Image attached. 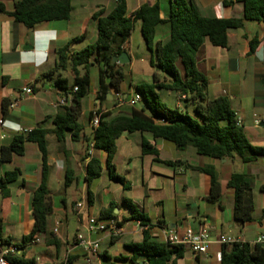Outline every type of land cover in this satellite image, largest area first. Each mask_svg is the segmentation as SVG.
<instances>
[{"label":"crops","instance_id":"obj_1","mask_svg":"<svg viewBox=\"0 0 264 264\" xmlns=\"http://www.w3.org/2000/svg\"><path fill=\"white\" fill-rule=\"evenodd\" d=\"M2 1L8 13L14 12L15 0ZM188 1L205 17H243V12L237 10L240 6L243 8L241 0ZM127 2L128 17L143 5L159 3L161 18L167 20L175 0ZM115 5L116 0H74L73 14L69 21L45 22L33 29H27L9 14L0 11V158L2 149L11 147L16 139L21 142L15 150L22 148L20 153L13 154L11 161L0 163V180H11L5 188L0 189L3 236L10 242V245L0 246V254L9 249V256L24 257L34 260L36 264H146L145 256L135 254L128 247L144 241L147 227L132 218L134 211H137L150 221L152 240L160 243H163L164 227L181 233L187 227L198 231L202 226H208L212 239L208 253L197 255L181 247L182 257L175 264H221L222 245L217 243L218 240L232 237L254 245L257 237L264 234V155L249 164L243 163L238 156L218 161L198 155L193 147L179 150L172 143L155 139L149 133H125L116 142L113 169L107 166V154L99 152L102 174L87 184L85 177L89 159L86 154L88 151L94 154L92 143L90 147L83 141L75 143L68 134L62 149L53 133L54 119L64 108L55 105L65 95L56 87L55 80L61 75L69 80L70 85L73 82L69 67L66 71L56 72L52 78L47 75L56 67L58 50L76 38L83 40L74 44L70 48L71 52L93 44L98 34L94 16L101 12L103 15L109 14ZM169 37V27L160 26L156 42L165 41ZM26 45L32 48L26 49ZM128 47L126 52L131 59L129 64H132L139 55ZM196 62L199 71L208 79V98L214 100L220 96L228 97L250 143L264 149V127L256 123L264 115V22H246L243 28L231 30L225 48L206 42L198 51ZM178 66L183 75L181 62ZM91 86L89 110L83 109L78 119L84 128V137H92L95 130L90 118L91 112L97 115V111L101 110L102 113L118 115L126 114L132 108L126 104L118 105V93L113 90L100 105L97 85L94 88ZM26 87L33 89L32 95L23 94ZM125 93L121 95L122 99H130L129 93ZM167 96L174 95L168 91ZM175 98L177 106H182L178 98ZM4 99H8L11 104L17 103L15 108H10L8 119H3ZM138 106L141 103L134 107ZM1 121L5 122L3 126ZM35 129L48 132V187L53 210L48 216L47 233L37 236L38 241L23 243V238L30 235L36 226L32 196L42 180V155L38 146L27 140L28 133ZM21 130L28 133H22ZM143 141L158 151L160 161L170 165L156 162L155 155L145 154ZM198 167L215 168L221 184L220 204L207 200L211 192V178L194 170ZM234 167L238 170H234ZM71 169L74 182L67 188V172ZM234 173L253 179V221L244 225L234 219V191L228 187ZM112 175L124 177L130 188L125 189L112 179ZM69 201L76 218L74 233L68 216L59 213L62 207L67 210ZM78 202L85 203L80 213L76 209ZM111 205L115 208L114 217L104 218L103 212ZM92 217L106 224L114 221L121 233L116 235L111 229L90 233L88 223ZM79 235L100 241L98 256L89 255L81 248L77 240Z\"/></svg>","mask_w":264,"mask_h":264},{"label":"trees","instance_id":"obj_2","mask_svg":"<svg viewBox=\"0 0 264 264\" xmlns=\"http://www.w3.org/2000/svg\"><path fill=\"white\" fill-rule=\"evenodd\" d=\"M74 0H15V10L8 13L6 5L0 0V11L9 14L19 24L27 29L45 22L69 21L73 14ZM243 4L242 18L205 17L200 14L196 6L188 0H175L167 20L161 18L159 3L153 6L143 5L135 14L128 17L127 0H116L113 10L103 15V12L94 16L97 20L96 41L76 52L70 48L81 42L82 38L71 40L64 48L58 50L56 67L47 74L50 78L56 72L66 71L69 67L73 76L69 80L59 75L55 85L65 94H73L70 106L64 107L61 114L54 119V135L57 142L64 149L68 134L75 143L86 142L93 145L94 154L89 151L85 181L92 183L102 174L101 161L98 153L107 154V166L113 169V160L117 153V140L125 133H149L155 139H163L175 145L179 150L188 147L196 149L198 155L218 161L229 160L238 156L245 164L253 163L264 155V149L253 146L247 138L244 128L238 124L236 112L233 110L228 97L220 96L210 100L207 96L208 79L199 71L196 55L206 43L215 47H227L229 32L243 28L246 22H264V0H241ZM141 22L142 35L146 46L151 53V65L158 66L165 75L160 80L154 74L152 84L137 86L141 96V106L132 107L126 114L114 115L111 112L99 114V126L95 128L92 137H84L83 126L78 119L83 111V100L88 96L91 86V70L98 68L97 100L101 105L111 91L122 95L126 94L124 83L127 80L126 67L122 64H112L113 58L127 51L131 38L136 31L137 23ZM167 25L170 37L162 42H156L158 28ZM156 57V63L155 58ZM179 62L184 67L181 75ZM158 91H170L172 95L182 99L183 105L169 108L165 103H159ZM8 99L3 100V119L10 118ZM94 113H90L93 120ZM47 134L43 129H35L28 133L27 140L35 143L42 155V180L32 196L33 215L36 226L34 231L23 238V243L33 240L40 234L47 233L48 216L52 212V200L48 187V157ZM21 140L16 139L11 147H4L0 163L9 162L15 152L20 153L22 148L15 150ZM145 154L155 155L156 162L170 165L158 159L159 153L147 141L142 142ZM194 170L207 174L211 178V192L207 200L220 204L221 184L214 167H198ZM65 186H72L73 170H69ZM15 173H12L14 175ZM112 179L125 189L129 183L124 177L112 175ZM10 179L0 180V189L5 188ZM253 179L241 173H234L228 182V187L234 191L235 206L234 219L244 225L253 221L255 205L252 195ZM114 206L103 212V217H114ZM105 218V217H104ZM133 219L140 222L144 231V241L140 244H130L128 247L137 255L147 258L146 264H175L182 257L183 249L168 248L165 244L152 240L149 230L150 221L142 214L134 211ZM4 226L0 220V246L10 245L5 239ZM20 248V246H17ZM11 264H36L34 260L24 257L9 256ZM221 264H264V244H250L239 242L232 245H222Z\"/></svg>","mask_w":264,"mask_h":264},{"label":"built area","instance_id":"obj_3","mask_svg":"<svg viewBox=\"0 0 264 264\" xmlns=\"http://www.w3.org/2000/svg\"><path fill=\"white\" fill-rule=\"evenodd\" d=\"M78 91V87L73 89V92L69 94H65L61 97L58 101V104L55 107H65L72 104L73 101V94ZM23 94L25 95H32L33 89L30 87H26L23 89ZM118 105H128L134 107L135 105L139 104L141 101V96L136 94L135 97L127 100H123L121 95L118 94ZM185 97L183 96L182 99ZM17 103H13L10 105V108H15ZM100 116L95 115L92 120V125L94 128L99 126ZM257 125H262L264 127V115L256 121ZM5 124L4 121H1V125ZM240 125V121H238ZM22 133H28L27 131L21 130ZM85 208L84 202H78L76 204V209L78 213L82 212ZM111 229L112 232L116 235L120 234V229L117 227L114 221L110 222L109 224L104 223L97 217H92L89 219L88 223V231L90 233H99L105 232ZM210 228L206 225L202 226L198 231L193 230L191 227H187L184 229L183 232H177L168 230L166 227L162 228L163 233V244H165L168 248L173 249L176 247H185L188 248L192 253L200 255V254H207L210 244L212 243ZM79 245L81 248L89 255L98 256L100 253L101 244L100 241L91 240L90 238H85L82 235L77 237ZM33 241H38V238L35 237ZM241 242L239 239L232 238V237H224L217 241L220 245H232L235 243ZM254 244H264V234H261L257 237ZM11 250L6 249L2 251L0 254V264H11L8 260V256L10 255Z\"/></svg>","mask_w":264,"mask_h":264},{"label":"rangeland","instance_id":"obj_4","mask_svg":"<svg viewBox=\"0 0 264 264\" xmlns=\"http://www.w3.org/2000/svg\"><path fill=\"white\" fill-rule=\"evenodd\" d=\"M196 2V0H195ZM175 4V3H174ZM241 13L243 12V8L242 6L238 7V9ZM142 25L140 23L137 24L136 26V31L133 34L132 38H131V42L129 45V49L130 51L135 52L136 54L139 55L138 59H134L132 64H125L124 66H126V68L128 69V73H127V80L124 83V87L126 89V91L129 93L130 95V99L135 97L136 94H138L137 92V84L141 83V84H152L153 83V76L154 74H158V76L160 77V80H164L165 75L160 72L158 66L156 65L155 67H153L151 65V53H148L143 35H142V29H141ZM29 47V45H26ZM155 59V63H156V57ZM97 81H98V68L95 67L91 70V83L92 86L91 88H94L97 85ZM159 93V103H165L169 108H175L177 106V102H176V98L175 96H167V91H158ZM178 98V97H177ZM118 99V97H117ZM92 100V94H88V96L83 100V109L84 111H88L89 110V106H90V101ZM181 105H183L182 99L178 98L177 99ZM119 101V100H118ZM234 170H238L236 167H234ZM69 192V190H67ZM76 198V197H75ZM62 210H60V215L61 216H68L69 220L71 221V230L72 233L75 232L76 230V218L74 213H72V206L70 204H68L67 210L65 211L64 208H61ZM94 211V209H93Z\"/></svg>","mask_w":264,"mask_h":264},{"label":"water","instance_id":"obj_5","mask_svg":"<svg viewBox=\"0 0 264 264\" xmlns=\"http://www.w3.org/2000/svg\"><path fill=\"white\" fill-rule=\"evenodd\" d=\"M25 48L27 49V48H32V47H25ZM130 62H131V59L129 58L128 53L124 52L120 56L114 57L113 61H112V64L119 63V64H122V65H125V64H129ZM223 161H225V160H223Z\"/></svg>","mask_w":264,"mask_h":264}]
</instances>
